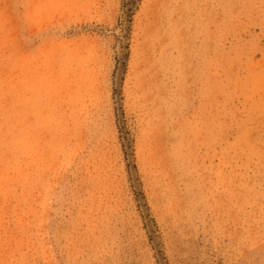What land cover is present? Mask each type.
Masks as SVG:
<instances>
[{
	"label": "rangeland",
	"instance_id": "obj_1",
	"mask_svg": "<svg viewBox=\"0 0 264 264\" xmlns=\"http://www.w3.org/2000/svg\"><path fill=\"white\" fill-rule=\"evenodd\" d=\"M0 264H264V0H0Z\"/></svg>",
	"mask_w": 264,
	"mask_h": 264
}]
</instances>
